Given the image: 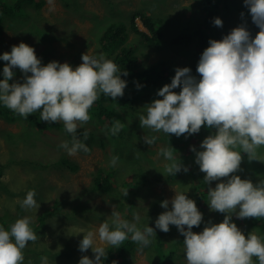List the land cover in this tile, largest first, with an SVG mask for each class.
<instances>
[{"label":"rangeland","instance_id":"1","mask_svg":"<svg viewBox=\"0 0 264 264\" xmlns=\"http://www.w3.org/2000/svg\"><path fill=\"white\" fill-rule=\"evenodd\" d=\"M30 1L32 5L26 8L27 16L6 18L0 27V55L10 52L12 46L23 42L35 49L42 66L53 61L61 64L67 62L74 69L82 63V54L87 53L96 56L103 54L112 59L102 50L100 37L111 23L123 21L129 32L127 44L138 46L136 53L142 58V69L164 62L162 68L171 71V76L168 82L144 91L143 100L134 105L133 111L120 108L125 116L128 112L132 113L126 116L129 129L125 140H121L120 135H112V131L101 122L94 129L96 120L90 116L91 119L78 128H86L90 133L94 129V146L89 154L80 151L75 156H69L59 147L64 141L70 142L63 122L41 121L39 111L27 119L10 109V116H0V225L10 230L17 219L31 217L30 227L38 236L36 242H29L23 250V264H41L43 256L48 257L49 264H79L83 255L94 259L91 249L86 253L78 250L79 242L83 239L81 229L95 232L105 221L111 225L113 211H118L121 219L135 222L141 230L148 225L156 233V237L151 238L152 243L142 251L130 238L113 247L101 244L97 236L96 245L103 246L106 253L109 250L111 257H119V260H114L117 264H187L184 237L173 225L169 226L167 233L155 229V221L165 211L160 206L161 202L166 199L170 201L175 191L186 192L203 214L201 225L194 227L193 232H202L209 221H223L224 214L213 212L208 206L209 186L205 185V174L200 171L195 163V153L190 150L192 147L201 150L200 144L208 135L214 134L215 129L203 126L198 134L187 139L185 136L177 138L175 135L167 136L163 132L154 133L148 128H141L139 116L145 114L146 104L162 99L157 96V92L171 83L176 68L188 67L191 74L199 79L196 72L201 56V52H198V38L193 37L190 46H175L171 44L172 38L204 28L211 35L209 39L214 40L217 36L223 38L228 35L242 23L255 37L259 29L252 23L244 0H214L213 5H209L207 0H52L51 4L49 0ZM33 4L41 6L38 8ZM226 5L231 7V13ZM139 12L149 17L155 29L162 32L163 41L160 45L156 42L146 43L144 37L133 31L130 23L135 22L140 31L151 34L143 19L135 17ZM210 12L215 14L214 19L222 20L223 27L214 26V20L207 26L205 22ZM241 13H244L243 18ZM6 63L0 60V80L3 79ZM13 71L15 75L9 83L23 82V73L19 69ZM165 75L168 78L169 75ZM180 90L174 89L177 93ZM94 108L93 105L89 115ZM144 135L157 136L156 143L153 146L145 144L142 139ZM117 141L123 142L118 145ZM169 145L182 164L189 168L187 173L181 171L171 180V176L164 173L167 161L158 155L161 148ZM258 152L260 160L251 162L242 153L241 170L235 173L254 184L264 180V147ZM113 156L119 157L112 180L119 183L114 186L113 193L116 192V196L94 189L97 171L110 167ZM63 158L77 164L78 171L59 166ZM146 176H150V179ZM218 182H212L210 187L214 188ZM29 190L36 192L35 199L39 208L21 207L20 201L26 198ZM126 191L128 195L124 196ZM134 213L139 214L138 221H133ZM48 214L51 216L47 217ZM5 215L14 218V222L4 220ZM252 221V218L237 219L233 214L232 222L246 236L253 230L264 236L251 225ZM8 222L10 224H4ZM63 251L66 252L65 256L61 254ZM121 252H124L123 256H119ZM253 260L254 264H258L256 258Z\"/></svg>","mask_w":264,"mask_h":264},{"label":"clouds","instance_id":"2","mask_svg":"<svg viewBox=\"0 0 264 264\" xmlns=\"http://www.w3.org/2000/svg\"><path fill=\"white\" fill-rule=\"evenodd\" d=\"M244 6L259 29L255 37L242 23L221 40H209V47L202 52L196 68L199 79L188 67L176 68L171 83L157 92L162 99L146 104L145 114L139 116L141 128L177 138L185 136L187 139L198 134L203 126L215 129L214 134L202 141L201 150L195 147L190 150L205 174V185L209 186L208 206L211 211L224 214L223 221H209L202 232H193L194 227L201 225L203 214L196 202L181 191H175L170 201L161 202L165 211L155 221V229L167 233L173 225L184 237L187 264H254L253 258L258 264H264V236L255 230L246 236L232 222L233 214L240 220L264 218V180L254 184L235 174L241 170L242 153L249 162L259 161L258 150L264 147V0H244ZM213 23L223 27L220 18H215ZM0 60L7 62L0 80V103L25 119L39 111L41 121H62L66 132L72 134V140L62 142L59 147L69 156L90 151L75 133L91 119L89 110L99 95L102 93L115 101L123 97L127 86L121 75L127 76L128 72L121 71L103 54H82V63L74 69L67 62L53 61L42 66L35 49L21 42L0 55ZM13 69L23 73V82L9 83L15 75ZM177 88L181 89L179 93L174 91ZM122 128L123 124L116 121L112 135ZM87 138L85 132L84 140ZM142 139L153 146L157 136L144 135ZM158 155L167 161L164 173L176 176L181 171H189L170 145L161 148ZM118 160V156H113L110 165L114 167ZM214 181L220 182L212 188ZM127 195L126 191L124 196ZM35 196L36 192L29 190L20 201L21 207L39 208ZM111 216V225L105 221L95 232L81 229L83 239L78 250L86 253L91 249L94 259L83 255L79 264H102L101 258H106L105 248L96 245L97 236L101 244L113 247L130 238L140 251L156 237L153 227L146 225L141 230L135 222L121 219L118 211H113ZM139 219V214L134 213L133 221ZM31 222L32 218L26 216L17 219L10 230L0 225V264H23V250L29 242L38 239L30 227ZM41 264H49L47 256L41 257Z\"/></svg>","mask_w":264,"mask_h":264},{"label":"trees","instance_id":"3","mask_svg":"<svg viewBox=\"0 0 264 264\" xmlns=\"http://www.w3.org/2000/svg\"><path fill=\"white\" fill-rule=\"evenodd\" d=\"M209 5L214 4V0H207ZM32 5V2L30 0H0V27L6 22V18L9 19H15L18 18L21 15H26V8ZM35 7H40L41 5L33 4ZM228 12H232V9L229 5H226ZM209 10V9H208ZM210 11V10H209ZM135 15V14H133ZM139 16L143 19L144 24L146 27H148L151 34H146L138 28L137 24L135 22L130 23L132 26V29L134 32L139 33L144 39L146 40V43H158L160 45L163 41L162 32H159L157 29H155V26L153 23L149 22V17H147L144 13L139 12L135 15ZM134 17V16H133ZM215 14L213 12H210V16L208 19H206V24H212V21L214 20ZM134 20V19H133ZM203 28V26H202ZM29 31L31 32V27L29 28ZM33 35V34H32ZM218 35V34H217ZM211 35H208L205 31V29H199L198 31H193L192 34L186 35L181 34L180 36H177L175 38H172L171 44L177 45V46H190L194 39L193 37H197L199 41V48L198 52H202L209 47V38ZM254 38V37H253ZM221 36H217L214 40H221ZM129 40V32L128 27L125 25L123 21H116L111 23L109 26H107L104 29V32L102 33L100 37V43L102 50L110 57H112L111 60L117 64L119 69L121 71L128 72L127 76L121 75V79L125 80L127 82V86L124 89V95L123 97H117L116 100H112L111 97L105 96L104 94H100L98 100L94 103L95 108L91 111L90 116L92 117V120H96L94 122L93 128L96 129V125L98 122H101V124H104L103 126H107L109 130L112 131L113 125L116 123V121H119L123 124V128L121 131L117 134L120 135L121 140H125L127 135V130L129 129V125L126 123L127 118L126 116L132 115V113L128 112V115H123L120 111V108H127L131 111L134 110V105L140 103L144 98V91H147L149 89L157 88L162 83L166 82L169 77L171 76V71L168 69H163L162 66L165 64L164 62H160L158 64L152 65L146 69H142V58L136 53L138 46H135L133 44H127ZM127 44V45H126ZM168 74V78L165 77ZM167 78V79H166ZM168 82V81H167ZM137 85L140 87L138 88ZM10 110L6 108L2 103H0V116H10L9 115ZM11 120V119H10ZM30 120H34L33 118H30ZM36 120V119H35ZM55 126V125H54ZM94 129L90 133L89 131L84 129H78L75 135L84 142L87 147L90 149L89 152L85 153L81 151L84 154L91 153L93 149V142L95 140V134ZM66 132V130H65ZM87 132V140H84V133ZM66 135L68 137V140L71 142L72 140V134H69L66 132ZM123 141H117L118 145L122 144ZM197 147V146H196ZM59 166H63L66 168H69L73 172L78 171L79 166L77 164L72 163L69 159L63 158L59 161ZM115 168L113 166H110L108 168L100 169L97 171L95 175V187L94 189L99 190L103 194H111L113 196H116V192L114 191V186L118 185L117 183H114L113 175L115 173ZM177 175V174H176ZM116 176V175H115ZM176 176H171V179H173ZM118 177H116L117 179ZM147 179H150V176H146ZM113 193V194H112ZM82 211V210H78ZM51 216L50 214L47 215V217ZM9 219L10 222H14L12 217L9 215L4 216V220ZM4 224H10L4 223ZM251 225L257 229H259L263 235H264V218H258L253 219L251 222ZM65 256L66 252H61ZM124 252H121L119 256H123ZM112 254H110L109 250L107 252L106 258H102V264H112V262L116 259L119 260V257H111Z\"/></svg>","mask_w":264,"mask_h":264}]
</instances>
